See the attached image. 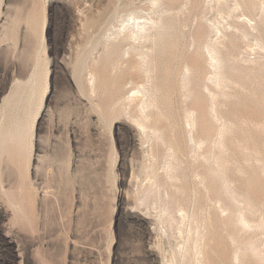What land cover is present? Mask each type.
<instances>
[{"label":"rangeland","instance_id":"374dc122","mask_svg":"<svg viewBox=\"0 0 264 264\" xmlns=\"http://www.w3.org/2000/svg\"><path fill=\"white\" fill-rule=\"evenodd\" d=\"M250 1L264 4L214 16L236 30L217 40L219 89L208 0H0V264H264V25L248 30ZM137 14L159 22L131 43Z\"/></svg>","mask_w":264,"mask_h":264},{"label":"bare ground","instance_id":"6f19581e","mask_svg":"<svg viewBox=\"0 0 264 264\" xmlns=\"http://www.w3.org/2000/svg\"><path fill=\"white\" fill-rule=\"evenodd\" d=\"M151 1H152V0H151ZM156 1H158V0H155V1L153 0L152 4H154V2H156ZM208 1L211 2V3L208 5L209 9H210V10H213L212 13H213V12H214V13H213V16H212V14H211V16H210V17H207V18H205V17L203 16L204 20L206 19L205 21H208V22H209V25H210V26L208 27V28H209V34L207 35V39L203 42V47H204V49H205V56H206V58H205V59H206L205 62L208 63V64H207V65L209 66V70H208V72L210 73V75L208 74L209 76L207 75L206 80H207L208 83L211 84V86H212V85L215 86L216 82H218V80L221 79V78H220V74H219V78H220V79L218 78V80H217V74L219 73V72H218V69L222 70L221 67H219V68L217 69V64H218V61H219V60L217 61V58H216V57H217V54L220 53V52H219V51H220V50H219L220 48H219V45H218V44H221V43H220V41H217L218 38H220V37H219V34H223V35H224V37L220 35L221 37H223V38H221V41L224 42V41L226 40V39H225V36H226V35L224 34V32L228 31L229 29H231L232 32H233V30H235V29L232 30V28H234V27L229 28V27L232 26V22H228V21H227V22H225V23H226V24H225L226 27H223L224 24L221 22V24H223L221 28H224L223 31H221V30H220L221 28L218 27V26L220 25V22H218V21H220V20H225V19H222V18L225 17V16L228 17V18L231 16V19H233L235 16H237V15L233 14V11H234V9H235V10L238 9V7L240 6V5H238V4H240V3H239V2L237 3L238 0H208ZM241 1H242V0H241ZM162 2H163V1H162ZM162 2H160V3H161L160 6H161V7H165V5L162 6V4H164V3H162ZM262 2H263V1L261 0V3H262ZM158 3H159V2H158ZM158 3H157V4H158ZM205 3H207V2H205ZM207 4H208V3H207ZM243 4H244V3H243ZM237 5H238V7L235 8ZM262 5L264 6L263 3H262L261 5H258V4H256V2H254V1H252V2L250 1V2L248 3V5H247V7H248L247 10L251 9V10H253V11H257V12H255V13H258V12H259V14H261V16L258 15V16L260 17V18H259V21L257 20L258 23L255 21V23H254L253 25H248V27H250V28H248V27L246 26L247 24L244 23L245 26H246V28H248V30H250V33H251V29H252V31H253V30L255 31V29L259 26V24L261 25V22H262V25H264V24H263V20H264V13H263V12H264V7H263ZM157 6H158V5H157ZM160 6H159V7H160ZM181 6H182V5H181ZM183 6H185V5H183ZM159 7H157L156 10H158ZM182 8H183V7H182ZM154 9H155V8H154ZM154 9H152V10H154ZM159 9H161V8H159ZM162 9H163V8H162ZM167 9H168V8H167ZM167 9H166V10H167ZM240 9H241V8H240ZM156 10H154V12H156ZM159 11H160V10H159ZM163 11L166 12L165 10H163ZM168 11H169V9H168ZM175 11H176V10H175ZM237 11H238V10H237ZM249 11H250V10H249ZM249 11H247V12H249ZM253 11H251V12H253ZM204 12L207 13L206 11H204ZM209 12H210V11H209ZM235 12H236V11H235ZM243 12H244V11H243ZM251 12H250L249 14H252ZM133 13H134V12H133ZM152 13H153V12H152ZM159 13H160V12H159ZM161 13H162V12H161ZM201 13H203V12H201ZM210 13H211V12H210ZM245 13H246V12H245ZM253 13H254V12H253ZM149 14H150V13H149ZM193 14H194V13H193ZM216 14L221 15V16H219L221 19H218V21H217L216 19H214V16H215ZM130 15H132V14L129 13V16H130ZM147 15H148V14H147ZM147 15H146V17L143 15V17H142V15L139 16V14H137L136 16L129 17V18L132 19L131 24H128L127 21H129V20L126 19V20H127V21H126L127 24L125 25V27L123 26V27H124V30H121V31H122V32L124 31V35H125V37H126L127 40H128V39H133L131 43H133L134 40L137 41V40H139V39H141V40H142V39L147 40V39L151 38V37H150L151 35H153V34H152L153 32L151 31V30H152V27L155 26L154 24H155L159 19H158V20L155 19V16H154L155 13H154V15L152 14V15L154 16V18H152V17L150 16L151 14H150L149 16H147ZM242 15H243V13H242ZM254 15H255V14H254ZM254 15H253V16H254ZM156 16H158V15H156ZM207 16H208V15H207ZM232 16H233V18H232ZM243 16H244V15H243ZM258 16H256V17H258ZM141 17H142V18H145V19H141V21H140L139 18H141ZM159 17H160V16H159ZM159 17H156V18H159ZM195 17H196V16H195ZM195 17H194V18H195ZM215 17H217V15H216ZM226 17H225V18H226ZM238 17H241V16H238ZM250 17L252 18V16H250ZM256 17H255V18H256ZM129 18H128V19H129ZM217 18H218V17H217ZM228 18H227L226 20H230V19H228ZM236 19H237V17H236ZM238 19H239V18H238ZM156 20H157V21H156ZM213 20H216L217 22H216V21H213ZM254 20H255V19H254ZM202 21H203V19H202ZM202 21L200 22L201 24L204 23V22H202ZM248 21H250V20H248ZM158 22H159V21H158ZM184 22H185V21H183V23H184ZM215 22H216V23H219V25L217 24V26H216V25L214 24ZM238 22H239V21H238ZM160 24H161V23H160ZM162 24H163V23H162ZM185 24H186V23H185ZM185 24H184V25H185ZM205 24H207V23H205ZM250 24H251V23H250ZM184 25H182V26H184ZM235 25H236V24H235ZM185 26H186V25H185ZM185 26H184V27H185ZM207 26H208V24H207ZM220 26H221V25H220ZM233 26H234V24H233ZM158 27H159V26H158ZM262 27H263V26H262ZM153 28H154V27H153ZM162 28H163V27H162ZM162 28H161V29H162ZM182 28H183V27H182ZM235 28L237 29V27H235ZM122 29H123V28H122ZM158 29H159V28H158ZM161 29H160V30H161ZM201 29H202V28H201ZM258 29H259V27H258ZM160 30H159V31H160ZM248 30H247V29H243V28H241V32L244 33V34H247V35L249 34V33H247ZM118 31H119V30H118ZM235 31H236V30H235ZM260 31H261V30H260ZM119 32H120V31H119ZM122 32H121V33H122ZM151 32H152V33H151ZM239 32H240V31H239ZM257 32H258V30H257ZM257 32H256V33H257ZM262 32H263V31H262ZM156 33H157V32H156ZM234 33H235V32H234ZM237 33H238V29H237ZM256 33H254V34H256ZM260 33H261V32H260ZM116 34H117V33H116ZM118 34L120 35V33H118ZM189 34H190V33H189ZM239 34H240V33H238V36H239ZM244 34H243V35H244ZM263 34H264V33H263ZM121 35H122V34H121ZM190 35H191V34H190ZM250 35H251V34H250ZM250 35H249V36H250ZM259 35H261V34H259ZM154 36H155V35H154ZM245 36H246V35H245ZM253 36H255V35H253ZM263 36H264V35H263ZM152 37H153V36H152ZM188 37H189V36H188ZM242 37H243V36H241V38H240L241 40L243 39ZM246 37H248V36H246ZM246 37H245V38H246ZM155 38H156V37H155ZM155 38L153 37V39H155ZM226 38H227V37H226ZM259 38H261V37L259 36ZM259 38H258V39H259ZM263 38H264V37H263ZM263 38H261V39H263ZM191 39H192V38H191ZM191 39H190V40H191ZM196 39H197V38H196ZM222 39H225V40H222ZM120 40H121V39H120ZM127 40H126V41H127ZM141 40H140V41H141ZM150 40H151V39H150ZM263 40H264V39H263ZM263 40H261V43H262L261 46L264 44V43H263ZM122 41H123V40H122ZM142 41H143V40H142ZM157 41H158V40H157ZM191 41H192V40H191ZM259 41H260V40H259ZM124 42H125V41H124ZM144 42H145V41H144ZM193 42H194V41H193ZM126 43H127V42H126ZM153 43H154V42H153ZM156 43H158V42H156ZM191 43H192V42H191ZM194 43H197V41L194 42ZM129 44H130V43H129ZM137 44H138V43H137ZM256 44H257V43H256ZM258 44H259V43H258ZM258 44H257V45H258ZM139 45H140V44H139ZM195 45H196V44H195ZM222 45H224V44H221V46H222ZM130 46L132 47V49H133V47H135V45H134V46H133V45H130ZM193 47H194V45H193ZM224 47H225V46H224ZM226 47H227V46H226ZM263 47H264V45H263ZM153 48H154V47H153ZM199 48H200V47H199ZM218 48H219V49H218ZM221 48H222V47H221ZM127 49H128V48H127ZM129 49H131V48H129ZM132 49H131V51H132ZM154 49H155V48H154ZM223 49H225V48H222L221 51H224ZM198 50H199V49H198ZM201 50H203L202 47H201ZM217 50H219V51H217ZM225 50H227V48H226ZM143 51H145V50H142V52H143ZM126 52L129 53L127 50H126ZM198 52H199V51H198ZM203 52H204V51H203ZM217 52H218V53H217ZM229 52H230V51H229ZM127 53H126V54H127ZM199 53H202V51L199 52ZM226 53H228V52H226ZM141 54H142V53H141ZM144 54H147V53L144 52ZM144 54H143V55H144ZM220 54H221V53H220ZM228 54L230 55V53H228ZM143 55H142V56H143ZM229 55H226V56H229ZM232 55H233V54H231V56H229V58L232 57ZM147 56H148V55H147ZM202 56H204L203 53H202ZM220 57H221V56H220ZM222 57H223V56H222ZM233 57H234V56H233ZM142 58H143V57H142ZM229 58H228V59H229ZM118 59H119V58H118ZM120 59H121V58H120ZM145 59H146V58H145ZM145 59H144V61L146 62ZM183 59H184V58H183ZM185 59H186V58H185ZM142 60H143V59H142ZM198 60H200V59H198ZM149 61H150V60H149ZM200 61H202V59H201ZM200 61H199V62H200ZM221 61L223 62L222 59H221ZM221 61H219V62H221ZM141 62H142V61H141ZM227 62H228V61H227ZM143 63H144V62H143ZM224 63H226V62H224ZM199 64H200V63H199ZM227 64H228V63H227ZM144 65H145V64H144ZM221 65H223V64H220V66H221ZM142 66H143V65H142ZM149 66H150V65H149ZM198 66H199V65H198ZM200 66H201V65H200ZM223 66L226 68L225 65H223ZM223 66H222V67H223ZM227 66H228V65H227ZM201 67H202V66H201ZM201 67H199V68L202 69V70L204 71L203 67H202V68H201ZM224 67H223V70H224ZM185 68H187V67H185ZM199 68H198V71H199ZM207 68H208V67H207ZM142 69H143V68H142ZM188 69H189V68H188ZM227 69H228V68H227ZM227 69H226V70H227ZM146 70H147V69H146ZM186 70H187V69H186ZM205 70H206V69H205ZM226 70L224 71L225 73H226ZM144 71H145V70H144ZM187 71H188V70H187ZM189 71H190V70H189ZM192 71H193V70H192ZM91 72H92V71H90V74H89V80H90V82L93 81V79H94V78H93V75H92L94 72H92V74H91ZM196 72H197V71H196ZM196 72H195V73H196ZM224 72H222V73H224ZM184 73L186 74V72H184ZM184 73H183V70H182V73H181V74H184ZM187 73H188V72H187ZM195 73H193V75H194ZM203 73H205V71H204ZM225 73H224V74H225ZM185 74H184L183 76H187V75H185ZM188 74H189V73H188ZM224 74H223V75H224ZM196 75H197V74H196ZM196 75H194V76H196ZM221 75H222V74H221ZM223 75H222V76H223ZM189 77H190V76H189ZM225 77H226V76H225ZM225 77L223 76V77H222V80H223V79H226ZM186 78H187V77H186ZM186 78H185V79H186ZM181 79H182V78H181ZM195 79H197V77H195ZM182 80H184V77H183ZM222 80H220V81H222ZM186 81H187V80H186ZM188 81H189V80H188ZM197 81H198V80H197ZM225 81H226V80H225ZM225 81H224V82H225ZM227 81H228V82H227V83L225 82V83H226V84H229V81L231 82L230 78H229V80H228V78H227ZM184 82H185V81H184ZM184 82H183V83H184ZM207 82H206V83H207ZM198 83H199V82H197V84H198ZM221 83H223V81H222ZM148 84H149V83H148ZM148 84H147V82H146V85H148ZM184 84H185V83H184ZM195 84H196V81H195ZM200 84H202V83H199V85H200ZM236 84H237V83H236ZM140 85H142V84L140 83ZM144 85H145V84H143V86H144ZM188 85H189V84H188ZM188 85H187V87H189ZM191 85H192V84H191ZM202 85H203V84H202ZM204 85H205V83H204ZM220 85H221V84H220ZM223 85H224V84H223ZM223 85H222V86H223ZM143 86H141V88H142ZM183 86H184V85H183ZM185 86H186V85H185ZM185 86H184V87H185ZM196 86H197V85H196ZM205 86H208V85H205ZM216 86L219 88L218 85H216ZM216 86H215V87H216ZM225 86H226V85H225ZM145 87H146V86H145ZM145 87H143L142 89H138V90L135 89V92H134V93H139L140 96H139L138 94H136V95L134 94V95H135L136 97H137V95H138L139 100H137L138 98H137L136 100H137V102H138V101L141 102V104H142L141 106L144 107V108H145V107H148L150 104H151V105H154L153 102L155 101V100H153V98H151V96L149 95V92H150V91L147 90V88H145ZM149 87H150V84H149ZM149 87H148V89H151V87H150V88H149ZM184 87H183V90L185 91V88H186V87H185V88H184ZM192 87H193V86H192ZM192 87H191V88H192ZM215 87H214V89H215ZM227 87H228V86H227ZM139 88H140V87H139ZM195 88H196V87H195ZM197 88H198V87H197ZM202 88H203V90L205 89L204 87H202ZM208 88H209V87H208ZM224 88H225V87H224ZM187 89H188V88H187ZM189 89H190V88H189ZM198 89H199V88H198ZM216 89H217V88H216ZM216 89H215V90H216ZM219 89H220V88H219ZM219 89H218V91H219ZM151 90H152V89H151ZM201 90H202V89H201ZM203 90H202V92H203ZM212 90H213V89H212V87H211V88H209V90H206V89H205L204 92L206 91L207 93H208V92L211 93ZM215 90H214L213 92H215ZM224 90H225V89H224ZM136 91H137V92H136ZM148 91H149V92H148ZM190 91H191V89H190ZM190 91H189V92H190ZM194 91H195V90H194ZM199 91H200V90H199ZM218 91H216V92H218ZM185 92H187V90H186ZM147 93H148V94H147ZM150 93H151V92H150ZM187 93H188V92H187ZM187 93H186V94H187ZM207 93H206V94H207ZM152 94H153V93H152ZM186 94H185V95H186ZM196 94H197V93H196ZM203 94H204V93H203ZM214 94H215V93H214ZM214 94L211 93L212 96H213ZM189 95H190V93H189ZM192 95H193V93L191 94V97H192ZM211 95H210V96H211ZM215 95H216V94H215ZM129 96H130V95H129ZM132 96H133V93H132ZM154 96H155V95H152V97H154ZM193 96H194V95H193ZM210 96H209V97H210ZM136 97H135V98H136ZM182 97H183V96H182ZM199 97H200V96H199ZM206 97H207V95H206ZM215 97H216V96H215ZM127 98H128V97H127ZM127 98H126V99H127ZM133 98H134V96H133ZM154 98H155V97H154ZM187 98H188V94H187V97H186L185 99H187ZM194 98H195V97H194ZM200 98H201V97H200ZM210 98H211V97H210ZM212 98H214V97H212ZM212 98H211V99H212ZM192 99H193V98H192ZM199 100H200V99H199ZM199 100H198V101H199ZM184 101H186V100H184ZM209 101H212V100H209ZM215 102H216V100H215V98H214V102H213V103H215ZM132 103H133V102H132ZM186 103H187V102H186ZM217 103H219V102H217ZM217 103H216V104H212V105H213V106H214V105H218ZM134 104H135V103H134ZM209 104H210V102H209ZM186 105H187V104H186ZM209 106H211V104H210ZM213 106H211V107H213ZM184 107H186V106H184ZM215 107H217V106H215ZM215 107H214V108H215ZM137 108H138V107H137ZM185 109H186V108H185ZM185 109H184V110H185ZM137 110H138V109H137ZM139 110H141V109H139ZM142 110H143V109H142ZM188 111H189V110H188ZM186 112H187V110H185V113H186ZM189 112H190V111H189ZM189 112L186 113V114H189V115H187V116H189L188 119H190V118H191L190 116H192V115H190L191 112H190V113H189ZM194 112H195V111H194ZM194 112H193V113H194ZM140 113H141V112H140ZM144 114H145V113H144ZM195 114H196V113H195ZM187 116H186V118H187ZM194 117H195V115L193 116V119H194ZM223 117H224V116H223ZM138 118H139V117H138ZM214 118H215V117H214ZM218 118H221V117H218ZM136 119H137V118H136ZM140 119H141V117H140ZM152 119H153V118H152ZM191 119H192V118H191ZM191 119H190V120H191ZM141 120H142V119H141ZM214 120H216V119H214ZM221 120H224V119H221ZM142 121H143V120H142ZM187 121H188V120H187ZM218 121H220V119H219ZM192 122H193V120H192ZM192 122H191V123L189 122V124H192ZM135 123H137L139 126H141V127H143V128H144V126H145V125H143L144 121H143V123H142L140 120H139V121L136 120ZM193 123H196L195 120H194ZM228 123H229V122H228ZM226 124H227V123H226ZM232 124H233V123H232ZM221 125H222V124H221ZM191 127H192V125H191ZM194 127H195V126H194ZM148 130H149V129H148ZM150 131H151V130H150ZM156 132H157V131H156ZM150 135H151V134H150ZM159 136H160V134H159ZM157 137H158V136H157ZM207 139H208V138H207ZM209 139H210V138H209ZM203 142H204V141H203ZM171 147H172V146H171ZM175 153H176V152H175ZM211 157H212V156H211ZM241 217H243V216H241ZM244 221H245V220H244ZM201 239H202V238H201ZM200 242H201V241H200ZM193 246H194V245H193ZM182 248H183V247H182ZM195 249H196V248H195ZM234 257H235V256H234ZM233 260H234V259H233ZM196 261H197V260H196ZM198 264H199V263H198Z\"/></svg>","mask_w":264,"mask_h":264}]
</instances>
